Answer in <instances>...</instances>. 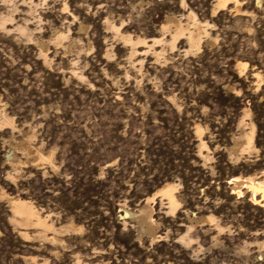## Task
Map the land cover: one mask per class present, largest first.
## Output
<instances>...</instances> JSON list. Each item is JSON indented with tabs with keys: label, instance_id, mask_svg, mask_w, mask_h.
<instances>
[{
	"label": "rangeland",
	"instance_id": "obj_1",
	"mask_svg": "<svg viewBox=\"0 0 264 264\" xmlns=\"http://www.w3.org/2000/svg\"><path fill=\"white\" fill-rule=\"evenodd\" d=\"M248 176L264 0H0V264H264Z\"/></svg>",
	"mask_w": 264,
	"mask_h": 264
},
{
	"label": "bare ground",
	"instance_id": "obj_2",
	"mask_svg": "<svg viewBox=\"0 0 264 264\" xmlns=\"http://www.w3.org/2000/svg\"><path fill=\"white\" fill-rule=\"evenodd\" d=\"M229 0H219L220 4H226ZM169 20H174L172 17L169 18ZM175 23L178 24V27H180L179 25V22L178 21H175ZM202 32V29L199 28L198 32L197 33H191V36L192 37H195L197 38L199 33ZM234 182H236V185H238V183H247L248 184V187L251 188L253 190V195L255 197V193L256 191H262L263 195H264V179H260V180H255L254 177L252 176H248V177H245V178H242V177H236V178H233ZM246 184V186H247ZM240 186V185H238ZM237 186V187H238ZM173 189H174V186L172 184V182H166L164 183L158 191H162L164 192L165 194H167L171 199L174 198V195H173ZM240 190V189H239ZM151 198V197H149ZM149 200V199H148ZM148 205L147 203L144 204L140 209H139V217L145 221V222H148L149 221V215H148Z\"/></svg>",
	"mask_w": 264,
	"mask_h": 264
},
{
	"label": "trees",
	"instance_id": "obj_3",
	"mask_svg": "<svg viewBox=\"0 0 264 264\" xmlns=\"http://www.w3.org/2000/svg\"><path fill=\"white\" fill-rule=\"evenodd\" d=\"M173 122H177V119L173 120Z\"/></svg>",
	"mask_w": 264,
	"mask_h": 264
}]
</instances>
